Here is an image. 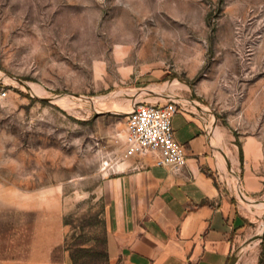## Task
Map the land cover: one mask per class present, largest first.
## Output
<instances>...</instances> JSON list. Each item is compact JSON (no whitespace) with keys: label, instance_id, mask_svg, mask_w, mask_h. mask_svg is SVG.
<instances>
[{"label":"rangeland","instance_id":"1","mask_svg":"<svg viewBox=\"0 0 264 264\" xmlns=\"http://www.w3.org/2000/svg\"><path fill=\"white\" fill-rule=\"evenodd\" d=\"M0 89V204L58 217L51 262L60 245L56 262L110 264L104 180L136 101L198 102L244 145L247 200H264V0H0ZM4 211L0 258H25L38 213L11 211L8 231ZM245 213L231 260L264 264V212Z\"/></svg>","mask_w":264,"mask_h":264},{"label":"crops","instance_id":"2","mask_svg":"<svg viewBox=\"0 0 264 264\" xmlns=\"http://www.w3.org/2000/svg\"><path fill=\"white\" fill-rule=\"evenodd\" d=\"M168 95L173 96L172 91ZM195 103L198 111L183 106L171 120L174 137L186 151L178 171L155 165L148 155H135L118 159L105 177V252L110 264L231 262L235 243L252 221L245 213L251 210L238 200L243 196L248 201L252 188L244 186L241 174L250 164L244 145L234 143L217 123L211 129L199 113L204 109ZM0 210L8 212L2 220L8 231L11 211L38 213L27 256L2 257L0 264H66L65 252L62 262L50 261V250L63 242L65 231L58 217L44 214L52 212L48 207L6 200ZM6 239L0 254L10 255V237Z\"/></svg>","mask_w":264,"mask_h":264},{"label":"built area","instance_id":"3","mask_svg":"<svg viewBox=\"0 0 264 264\" xmlns=\"http://www.w3.org/2000/svg\"><path fill=\"white\" fill-rule=\"evenodd\" d=\"M6 92L0 89V98ZM177 100L169 98L164 103L136 101L127 112L123 159L135 155H148L157 166L178 171L185 163L186 151L174 137L171 120L182 108Z\"/></svg>","mask_w":264,"mask_h":264},{"label":"bare ground","instance_id":"4","mask_svg":"<svg viewBox=\"0 0 264 264\" xmlns=\"http://www.w3.org/2000/svg\"><path fill=\"white\" fill-rule=\"evenodd\" d=\"M175 80V79H174ZM164 84V83H163ZM166 84V83H165ZM28 85V84H27ZM178 85V84H177ZM31 86V85H30ZM33 86V85H32ZM31 86V88H32ZM163 85H161L162 87ZM34 87V86H33ZM34 90V89H33ZM54 102H61L63 100V97H60V96H57V97H54ZM66 100V99H65ZM64 100V101H65ZM62 101V102H64ZM98 101H102V100H98ZM61 102V103H62ZM94 102V101H93ZM103 102V101H102ZM66 103V101L64 102ZM99 103V102H98ZM101 105H104V104H101ZM104 107V106H103ZM192 110V109H191ZM217 132L215 131V134ZM227 155V154H226ZM240 203H241V206L248 209V210H251V207L255 208L257 211L259 212H264V200H262L261 203L259 202H255V201H245L244 199H242L240 197ZM259 219V218H258ZM259 223V222H258ZM262 230H264V222H261L259 223V226H257V228L255 229V233H253L256 237H258L261 233H262ZM257 241V240H256ZM249 245V244H248Z\"/></svg>","mask_w":264,"mask_h":264},{"label":"trees","instance_id":"5","mask_svg":"<svg viewBox=\"0 0 264 264\" xmlns=\"http://www.w3.org/2000/svg\"><path fill=\"white\" fill-rule=\"evenodd\" d=\"M240 155H241V148H240ZM61 248V246L59 245V246H57L54 250H53V252H52V261H54V262H56V261H60V258H56L55 256H54V254H55V250H57V249H60ZM103 255H104V257H107V253L106 252H104L103 253ZM260 263V261L258 262V264Z\"/></svg>","mask_w":264,"mask_h":264},{"label":"water","instance_id":"6","mask_svg":"<svg viewBox=\"0 0 264 264\" xmlns=\"http://www.w3.org/2000/svg\"><path fill=\"white\" fill-rule=\"evenodd\" d=\"M229 264H234V261H233V260H231V262H230Z\"/></svg>","mask_w":264,"mask_h":264}]
</instances>
